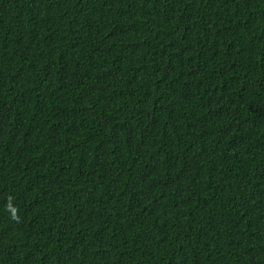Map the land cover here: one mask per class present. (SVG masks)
Returning <instances> with one entry per match:
<instances>
[{"label": "trees", "instance_id": "obj_1", "mask_svg": "<svg viewBox=\"0 0 264 264\" xmlns=\"http://www.w3.org/2000/svg\"><path fill=\"white\" fill-rule=\"evenodd\" d=\"M0 264H264V0H0Z\"/></svg>", "mask_w": 264, "mask_h": 264}]
</instances>
